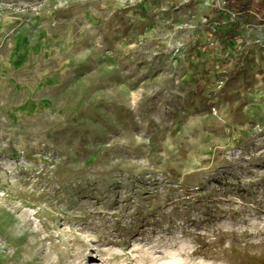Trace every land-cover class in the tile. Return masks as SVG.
<instances>
[{
  "label": "rangeland",
  "instance_id": "rangeland-1",
  "mask_svg": "<svg viewBox=\"0 0 264 264\" xmlns=\"http://www.w3.org/2000/svg\"><path fill=\"white\" fill-rule=\"evenodd\" d=\"M223 7L0 0V264H264V26Z\"/></svg>",
  "mask_w": 264,
  "mask_h": 264
},
{
  "label": "trees",
  "instance_id": "trees-1",
  "mask_svg": "<svg viewBox=\"0 0 264 264\" xmlns=\"http://www.w3.org/2000/svg\"><path fill=\"white\" fill-rule=\"evenodd\" d=\"M152 1V0H151ZM159 1V0H153ZM224 7L218 11V17L224 20L223 24H215L213 34L217 40L223 43V47L227 48L229 40L233 39L242 26V21L248 20L250 14L248 10L255 8L264 15V0H223ZM230 11L236 12V16ZM211 70L205 69V79L211 77Z\"/></svg>",
  "mask_w": 264,
  "mask_h": 264
},
{
  "label": "built area",
  "instance_id": "built-area-1",
  "mask_svg": "<svg viewBox=\"0 0 264 264\" xmlns=\"http://www.w3.org/2000/svg\"><path fill=\"white\" fill-rule=\"evenodd\" d=\"M230 12L233 14V16L237 15L236 12H234V11H230ZM248 13L250 15H252L253 17H255L256 20L258 22H260V25L264 26V15H262V13L260 11L256 10L255 8H250L248 10ZM223 23H224V21H223ZM257 43H259V44L264 46V32L263 31L260 32V34L258 36V39H257Z\"/></svg>",
  "mask_w": 264,
  "mask_h": 264
},
{
  "label": "bare ground",
  "instance_id": "bare-ground-1",
  "mask_svg": "<svg viewBox=\"0 0 264 264\" xmlns=\"http://www.w3.org/2000/svg\"><path fill=\"white\" fill-rule=\"evenodd\" d=\"M94 264H95V262H94Z\"/></svg>",
  "mask_w": 264,
  "mask_h": 264
}]
</instances>
